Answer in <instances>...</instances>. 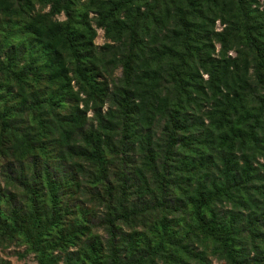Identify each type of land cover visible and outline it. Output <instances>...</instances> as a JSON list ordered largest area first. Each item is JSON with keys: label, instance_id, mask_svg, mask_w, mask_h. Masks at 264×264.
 <instances>
[{"label": "trees", "instance_id": "obj_1", "mask_svg": "<svg viewBox=\"0 0 264 264\" xmlns=\"http://www.w3.org/2000/svg\"><path fill=\"white\" fill-rule=\"evenodd\" d=\"M13 242L38 264H264V0H0Z\"/></svg>", "mask_w": 264, "mask_h": 264}, {"label": "rangeland", "instance_id": "obj_2", "mask_svg": "<svg viewBox=\"0 0 264 264\" xmlns=\"http://www.w3.org/2000/svg\"><path fill=\"white\" fill-rule=\"evenodd\" d=\"M58 18L60 20H63L64 16L61 15ZM216 29L221 30V26L219 24H216ZM96 33L97 35L94 40V43L95 45L100 47L107 41L103 37L102 30L98 29ZM0 261L8 262L9 264H38L35 255L33 253L28 252L26 245H18L16 244V242H13L8 245L5 244L0 245ZM211 264H224V263L212 259Z\"/></svg>", "mask_w": 264, "mask_h": 264}]
</instances>
